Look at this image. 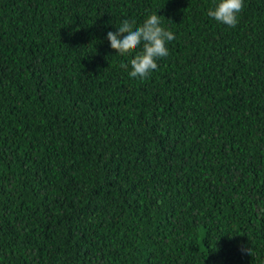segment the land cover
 Masks as SVG:
<instances>
[{
    "label": "trees",
    "instance_id": "16d2710c",
    "mask_svg": "<svg viewBox=\"0 0 264 264\" xmlns=\"http://www.w3.org/2000/svg\"><path fill=\"white\" fill-rule=\"evenodd\" d=\"M218 2L0 0V264H264V0Z\"/></svg>",
    "mask_w": 264,
    "mask_h": 264
},
{
    "label": "clouds",
    "instance_id": "9594fccd",
    "mask_svg": "<svg viewBox=\"0 0 264 264\" xmlns=\"http://www.w3.org/2000/svg\"><path fill=\"white\" fill-rule=\"evenodd\" d=\"M243 8L244 0H219L214 9H209L208 15L234 28L239 22L238 17ZM107 39L111 48L121 56L130 54L142 46V50L130 61L129 75L132 78L146 79L158 69V60L169 55L167 45L175 39V35L162 27V16L152 13L140 26H136L134 20H123L116 31L107 33ZM120 66L126 70L129 67L123 62ZM248 251L251 254V250Z\"/></svg>",
    "mask_w": 264,
    "mask_h": 264
}]
</instances>
